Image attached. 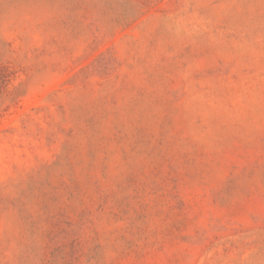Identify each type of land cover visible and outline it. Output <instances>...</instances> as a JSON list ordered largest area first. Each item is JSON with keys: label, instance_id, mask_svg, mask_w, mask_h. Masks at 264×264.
<instances>
[{"label": "rangeland", "instance_id": "rangeland-1", "mask_svg": "<svg viewBox=\"0 0 264 264\" xmlns=\"http://www.w3.org/2000/svg\"><path fill=\"white\" fill-rule=\"evenodd\" d=\"M0 264H264V0H0Z\"/></svg>", "mask_w": 264, "mask_h": 264}]
</instances>
